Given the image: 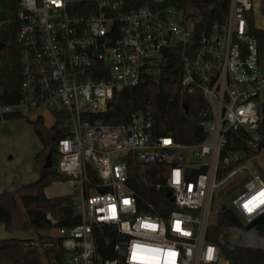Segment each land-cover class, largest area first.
<instances>
[{
  "label": "built area",
  "instance_id": "built-area-1",
  "mask_svg": "<svg viewBox=\"0 0 264 264\" xmlns=\"http://www.w3.org/2000/svg\"><path fill=\"white\" fill-rule=\"evenodd\" d=\"M169 2L17 0L23 99L0 104V113L46 109L65 117L68 134L55 145L57 169L70 177L81 218L58 227L69 264H226L207 230L217 190L237 177L247 181L232 199L242 222L236 228L264 219V203H258L264 177L245 163L249 150L264 148V57L250 31L253 0H228L224 18L201 32L189 12ZM172 53L181 62L182 87L200 92L206 103L205 140L186 144L156 135L150 105L125 123L89 121L142 76L159 79ZM243 130L247 149L222 155L228 135ZM119 152L122 160H113ZM130 152L142 164L169 165L166 185L175 209L166 217L140 211L128 185ZM221 165L231 168L221 174ZM103 225L117 229L116 258L96 255L94 228Z\"/></svg>",
  "mask_w": 264,
  "mask_h": 264
},
{
  "label": "trees",
  "instance_id": "trees-1",
  "mask_svg": "<svg viewBox=\"0 0 264 264\" xmlns=\"http://www.w3.org/2000/svg\"><path fill=\"white\" fill-rule=\"evenodd\" d=\"M179 8L189 12L197 32L211 26L217 20H222L227 12L228 0H170ZM14 16L11 22L14 38L12 48L7 54V67L0 68V104L12 105L23 99L21 83V67L17 31V0H13ZM250 31L257 38L259 50L264 57V29L254 24L250 19ZM11 60V61H10ZM5 62V63H6ZM181 62L177 54H171L159 79L149 75L142 76L140 82L126 87L115 94L105 111L89 114V121H101L105 124L128 122L133 113L152 107L153 130L158 136H171L176 141L186 144H198L205 140L207 134L200 126V121L206 112V103L200 92L189 93L181 85ZM56 120L47 126L42 116L33 119L37 136L43 149L35 156V168L39 178L30 183L18 186L14 191L6 190L0 193V223L9 231L33 228L37 230L60 227L53 223L48 214L60 221H67L68 226L76 225L81 218L76 214L74 194H63L48 197L45 188L55 181H69L70 177L62 174L54 166L60 153L56 141L68 134L63 114L54 112ZM24 118L22 114L0 113V120ZM264 126V121H263ZM264 128V127H263ZM245 131L231 133L228 142L222 150L225 155L229 150L247 149ZM258 150H249V156L257 154ZM51 153L52 166L46 167L47 156ZM128 185L136 193L140 211L152 212L166 217L175 204L167 195L166 178L169 165L161 163L142 164L130 152L127 157ZM221 165L220 173L227 171ZM157 184L161 187L156 188ZM225 226L242 227L237 213L231 208L221 210L217 221L207 230V239L215 242L221 248L228 264H264V248L230 245L226 240L223 228ZM255 228L264 237V219ZM96 255L100 260L113 259L118 256L114 244L118 239L117 229L112 225L94 228ZM66 250L62 246V238L52 234H39L37 238H2L0 239V264H69ZM119 264H124L120 261Z\"/></svg>",
  "mask_w": 264,
  "mask_h": 264
},
{
  "label": "rangeland",
  "instance_id": "rangeland-1",
  "mask_svg": "<svg viewBox=\"0 0 264 264\" xmlns=\"http://www.w3.org/2000/svg\"><path fill=\"white\" fill-rule=\"evenodd\" d=\"M3 2L2 7L7 22L0 30L1 69L7 67L8 50L12 48L14 32L11 22L15 14L13 0H3ZM253 20L256 27L264 29V0H253ZM261 98L264 100V92L261 94ZM27 116L19 119L0 120V193L6 190L14 191L18 186L39 178V172L35 168V156L43 149V144L35 132L32 120L38 116H42L45 124L51 126L55 122L56 116L54 112L46 109L28 114ZM123 156L124 152H119L114 155L113 160H122ZM57 163L56 161L54 166H57ZM245 163L250 166L252 172L264 177V148L254 156L248 158ZM246 181L247 179L241 180L240 177H237L217 190L213 202L212 224L216 223L217 215L223 207H232V199L244 189ZM70 188L71 186L68 181H61L53 183L48 192L55 193L57 190ZM92 192L94 193L95 191ZM246 227L225 226L223 233L228 243L232 246L242 245L264 248V239L260 237L255 226L249 225L247 227L249 230ZM58 233V227L37 231L33 228L9 231L0 223V239L37 238L39 234L58 236ZM249 233L258 237L251 238L247 235ZM47 264L51 263L47 262ZM226 264H228V261Z\"/></svg>",
  "mask_w": 264,
  "mask_h": 264
},
{
  "label": "crops",
  "instance_id": "crops-1",
  "mask_svg": "<svg viewBox=\"0 0 264 264\" xmlns=\"http://www.w3.org/2000/svg\"><path fill=\"white\" fill-rule=\"evenodd\" d=\"M3 3H4L3 0H0V30L3 27V25L7 22V19H6L5 13H4V9L2 7ZM59 182H61V181H55L53 183H59ZM51 185L45 188V194L48 197H54V196L63 195V194H70L72 192V187H71L70 189H61V190H57V192H55V193H49L48 190L51 188ZM70 186H71V184H70Z\"/></svg>",
  "mask_w": 264,
  "mask_h": 264
},
{
  "label": "water",
  "instance_id": "water-1",
  "mask_svg": "<svg viewBox=\"0 0 264 264\" xmlns=\"http://www.w3.org/2000/svg\"><path fill=\"white\" fill-rule=\"evenodd\" d=\"M47 162H48V163L46 164V167H47V168H48V167H51V166H52L51 153H49L48 156H47ZM100 192H101V190H100ZM167 195L169 196V198H170L171 201L174 200V197L172 196V192H171V191H168V192H167ZM224 209H225V207H223L222 210H224ZM59 224H60L61 226H66V225H68L69 223H68L67 221H60ZM256 224H257V223L252 224L251 226H255ZM248 229H249V228H248Z\"/></svg>",
  "mask_w": 264,
  "mask_h": 264
},
{
  "label": "snow or ice",
  "instance_id": "snow-or-ice-1",
  "mask_svg": "<svg viewBox=\"0 0 264 264\" xmlns=\"http://www.w3.org/2000/svg\"><path fill=\"white\" fill-rule=\"evenodd\" d=\"M168 141H165V143H167ZM261 197H264V191H262L260 194H259ZM253 200H256V197H253ZM125 203H127V201H125ZM258 203H264V199H261L260 201H258ZM245 207H247V205H245ZM249 211H251L252 209L251 208H248ZM211 251V250H210Z\"/></svg>",
  "mask_w": 264,
  "mask_h": 264
},
{
  "label": "clouds",
  "instance_id": "clouds-1",
  "mask_svg": "<svg viewBox=\"0 0 264 264\" xmlns=\"http://www.w3.org/2000/svg\"><path fill=\"white\" fill-rule=\"evenodd\" d=\"M209 258H211V256H209Z\"/></svg>",
  "mask_w": 264,
  "mask_h": 264
}]
</instances>
